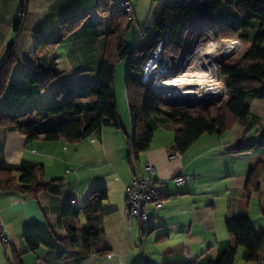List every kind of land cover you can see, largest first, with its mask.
<instances>
[{"label": "crops", "instance_id": "crops-1", "mask_svg": "<svg viewBox=\"0 0 264 264\" xmlns=\"http://www.w3.org/2000/svg\"><path fill=\"white\" fill-rule=\"evenodd\" d=\"M130 1L136 6L130 31L134 26L138 32L143 26H151L146 20L154 1ZM221 1L223 11L235 16L241 0H232V9L225 6V0ZM18 9L19 0H0V67L14 39L13 22ZM79 20H83L82 26L54 52L61 76L45 92L29 86L26 76L36 69L38 44L56 37L63 24ZM109 27L110 19L98 11V0H29L24 30L16 47L18 64L0 100V117H17L29 111L43 117L49 108L70 101L75 91L95 85ZM116 91L121 121L117 88ZM123 95L128 103L126 86ZM127 115L122 131L103 128L75 144L30 142L19 133L0 129V167L31 161L45 166L46 183L62 181L52 192H43L38 198L19 191H0V219L10 240L8 249L0 244V264H11L12 248L22 256L23 264H165L166 260L171 264H210L234 246L226 227L228 220L248 217L257 233L264 232V175L259 192L250 199L245 196L249 171L264 162V148L244 153L237 149L240 143L264 140V100H252L249 117L233 130L202 136L176 159L169 155L174 147L175 129L166 126L156 131L150 150L140 156L139 165L144 167L149 162L156 176L166 181L168 200L161 210L148 209L156 218L155 226L150 230L138 228L139 232L133 229L134 234L127 232L124 215L126 189L138 175L137 166H132L128 157L132 130L129 110ZM50 123L51 120H45L42 126ZM179 176L191 179L178 185L174 178ZM97 189H107L109 193L103 204L102 246L110 251L81 257L68 241L71 221L64 218V211L69 203L85 208L90 194ZM79 225L87 226L83 213ZM28 235H38L57 249L41 247L31 252L25 242Z\"/></svg>", "mask_w": 264, "mask_h": 264}, {"label": "trees", "instance_id": "trees-1", "mask_svg": "<svg viewBox=\"0 0 264 264\" xmlns=\"http://www.w3.org/2000/svg\"><path fill=\"white\" fill-rule=\"evenodd\" d=\"M153 1L160 6L159 16L153 28L148 25L142 33L137 48L131 49L127 46L126 37L134 18L129 19L121 9L120 2L98 0V11L110 19V27L97 83L75 91V96L70 101L49 108L43 117L36 116L34 111L17 117L2 116L0 129L8 133H19L30 142L41 140L66 144L86 140L103 128L122 131L115 78L117 66L127 58H130V64L126 92L132 128L128 137V157L132 166H140V156L150 150L154 135L160 127H175L172 150L184 155L202 136L223 135L246 120L250 115V102L264 100V0H241L235 9V16L223 11L221 0ZM225 6L232 9V0H225ZM28 7L29 0H19L18 14L13 22L14 39L9 44L7 58L0 67V100L6 94L13 70L18 64L16 47L24 30ZM82 24L83 20L65 23L58 29L56 37L38 44L35 53L36 69L26 76L29 86H36L41 92H45L61 76L54 55L55 49ZM205 27L224 38L242 37L252 43L241 59L222 69V76L228 80V100L220 108L196 112L166 106L160 95L142 84L144 67L156 46L163 40L166 39L164 55L177 56L186 47L189 33ZM255 29L256 34L251 37ZM45 120H51L47 127L42 126ZM257 148H264V140L240 143L237 149L244 153ZM45 174L44 165L31 161L0 167V191H19L38 198L41 193L52 192L55 185L62 183L61 180L46 183ZM263 175L264 162L258 163L249 171L245 186L247 198L250 199L253 193L259 192ZM108 198L107 189H97L90 194L85 208L80 209L69 203L64 211V218L71 221L68 241L71 249L81 257L105 255L110 251L102 246L105 238L103 204ZM81 213L87 220L86 227L79 225ZM226 227L233 237L234 246L210 264H235L239 247L244 249L245 261L255 264L264 254V232L257 233L248 217L228 220ZM25 242L31 252L41 247L57 249L38 235L26 236ZM11 255V264H23L22 256L14 248L11 249ZM165 264L171 263L166 260Z\"/></svg>", "mask_w": 264, "mask_h": 264}, {"label": "built area", "instance_id": "built-area-1", "mask_svg": "<svg viewBox=\"0 0 264 264\" xmlns=\"http://www.w3.org/2000/svg\"><path fill=\"white\" fill-rule=\"evenodd\" d=\"M121 9L127 14L130 20L135 17L136 6L130 0H124L120 2ZM208 38L212 36V30L205 27L198 31L189 33L186 47L183 49L182 56L194 45L198 46L201 37ZM202 41V40H201ZM166 44V39L158 44L156 50L152 52L148 62L146 63L142 76V84L149 87L155 94L163 97V102L169 106H177L181 108L198 109L207 105V103L189 104L181 99L171 98V94L174 93L175 87L167 86L166 84L181 83L183 80L180 78L182 74H155L154 71L159 68H170L169 60L171 57H165L162 48ZM213 45V44H212ZM211 45V46H212ZM203 55L200 50L195 51L191 56L196 57ZM207 54V52L205 53ZM204 54V55H205ZM227 61V60H225ZM161 73V70H158ZM187 74H183L185 76ZM167 77V78H166ZM191 78V79H189ZM197 78V77H196ZM187 83L195 78L186 77ZM180 82H176V81ZM155 83V84H154ZM162 83L165 86H159ZM177 85V84H175ZM196 101V100H195ZM197 102V101H196ZM220 102V100L216 101ZM171 159L180 157L178 151L171 150ZM189 176H179L174 178V181L178 185H182L189 181ZM166 181L160 180L156 176L154 167L146 162L144 167L138 166V176L132 179L130 185L126 189V208L125 217L132 228V224H135L141 230H150L155 226L156 218L148 213V209L153 207L156 210H161L165 207L168 200V191L164 188ZM261 210L264 212V192L261 196ZM0 244L8 249L10 247V240L5 230L4 224L0 219ZM255 264H264V254L255 262Z\"/></svg>", "mask_w": 264, "mask_h": 264}, {"label": "rangeland", "instance_id": "rangeland-1", "mask_svg": "<svg viewBox=\"0 0 264 264\" xmlns=\"http://www.w3.org/2000/svg\"><path fill=\"white\" fill-rule=\"evenodd\" d=\"M117 2V0H115ZM159 4H155L152 7V10L150 12V14L147 17V20H149L151 26L154 23V21H156V19L159 16ZM148 22V23H149ZM144 26L141 29L140 32L137 31L136 27H133L132 31H129L127 37H126V43L127 46H129L131 49H136L137 46L139 45V41L141 39V33H144ZM202 40V41H201ZM221 40H229V41H238L241 44L240 49L235 52L234 54H232L229 58H227V61H223L221 63V65L218 68V80L220 81L221 84H223V87L225 89V96L222 99H217L216 101L220 100V102H215L213 105H211L208 109L210 108H220L221 106H223L226 101L228 100V91H227V87H226V83H228V80L226 78H224L222 76V69L224 66H226L229 63H233L239 59H241L245 53L251 48L252 43L251 42H247L245 41V39H243L242 37H236V38H224L220 35H218L216 33V31H212V36L205 38L204 36L201 37L200 42H198V46H192L187 52L186 54H184L182 56V52L180 54H178L177 56L175 55H164L165 57H171V59L169 60L170 63V68L168 69H164L162 67V69L159 67L157 68L154 73L155 74H186V73H190V74H196V71L194 70L195 68H198L197 66H195V58H193L191 55L192 53H194L195 51L200 50L201 53L203 55L200 56V58H202L204 56V54L208 51L211 50V45L212 44H218L221 42ZM144 43V41H143ZM211 44V45H210ZM158 46V45H157ZM156 46V48H157ZM164 47L162 48V52L164 54ZM210 48V50H209ZM156 49H154L155 51ZM206 55V54H205ZM206 56H204V59ZM190 58V59H189ZM188 59V60H187ZM129 64H130V58L125 59L124 61L120 62L119 65L117 66V71H116V80H115V88L118 89V94H119V99H120V103H119V111H120V116H121V121H122V125H124V121L128 120V115H127V110H129L128 108V103H126L125 98H124V88L126 86V78H127V74H128V69H129ZM201 67L203 68V64H201ZM189 68V69H188ZM161 70V73L158 70ZM187 69V70H186ZM193 71V72H192ZM167 78V77H166ZM191 79V78H189ZM195 80V79H193ZM117 84V87H116ZM155 84V83H154ZM117 92V91H116ZM162 97V96H161ZM163 99V97H162ZM164 103V102H163ZM165 104V103H164ZM166 106H168L167 104H165ZM169 107H174V108H179L182 109L184 111H188V112H196V111H205L208 110L206 109V106L198 108V109H189V108H181V107H177V106H169ZM171 127L175 128L173 125H170ZM125 208H126V202H125ZM124 215H125V211H124ZM126 228H127V232L129 233H133L134 232H139L138 227L135 224H132V228H130V224L128 222V220L125 222ZM109 230L110 229V226ZM133 229L135 230L134 232ZM112 234V232H111ZM137 234V233H136ZM137 237L139 238V236L137 235ZM138 242V240H137ZM141 251V250H140ZM243 248H239L238 252H237V257H236V262L235 264H253V263H247L245 261V259L243 258Z\"/></svg>", "mask_w": 264, "mask_h": 264}, {"label": "bare ground", "instance_id": "bare-ground-1", "mask_svg": "<svg viewBox=\"0 0 264 264\" xmlns=\"http://www.w3.org/2000/svg\"><path fill=\"white\" fill-rule=\"evenodd\" d=\"M240 47L241 44L238 41L221 40L218 44L214 43L211 46V50L209 48L210 51L204 55L206 59H204V56L200 58V53H197L195 66L198 68L194 69L196 74H190L188 72L186 73L187 75L183 76L182 74L180 76L183 80L181 83L166 84L167 86L175 87V91L170 97L176 98L177 100L184 98L196 100L198 103H207L222 99L225 96V89L223 84L218 80V68L224 60L237 52ZM201 64H203V68ZM186 77H193L195 80H190V83H187L185 81ZM176 82H180V80ZM159 86L165 85L159 83Z\"/></svg>", "mask_w": 264, "mask_h": 264}, {"label": "water", "instance_id": "water-1", "mask_svg": "<svg viewBox=\"0 0 264 264\" xmlns=\"http://www.w3.org/2000/svg\"><path fill=\"white\" fill-rule=\"evenodd\" d=\"M165 45V44H164ZM189 104H196L198 102H196L195 100H183ZM215 102L211 101V102H207V105H206V109H208L211 105H213ZM168 105V104H167ZM169 106V105H168Z\"/></svg>", "mask_w": 264, "mask_h": 264}]
</instances>
